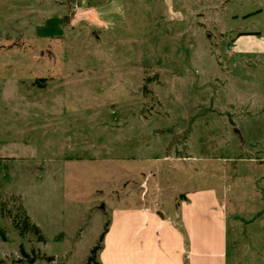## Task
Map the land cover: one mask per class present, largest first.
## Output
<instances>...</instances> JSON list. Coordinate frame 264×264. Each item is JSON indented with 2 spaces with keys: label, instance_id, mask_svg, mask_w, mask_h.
<instances>
[{
  "label": "rangeland",
  "instance_id": "obj_1",
  "mask_svg": "<svg viewBox=\"0 0 264 264\" xmlns=\"http://www.w3.org/2000/svg\"><path fill=\"white\" fill-rule=\"evenodd\" d=\"M62 1L82 19L39 0L38 28L0 1V264H87L116 208L175 221L206 186L229 201L228 264H264V75L226 57L264 0Z\"/></svg>",
  "mask_w": 264,
  "mask_h": 264
},
{
  "label": "crops",
  "instance_id": "obj_2",
  "mask_svg": "<svg viewBox=\"0 0 264 264\" xmlns=\"http://www.w3.org/2000/svg\"><path fill=\"white\" fill-rule=\"evenodd\" d=\"M17 2L21 15L29 16L36 12V28L39 24L38 9L33 2L39 0H0ZM58 1L64 10H58L63 17L70 15L66 25H72L84 6L79 2L72 7L62 0ZM31 2L32 5H29ZM39 3V2H38ZM65 3V4H64ZM75 4L80 8H74ZM31 6V7H30ZM22 29L34 28V20L24 16ZM60 17V16H58ZM94 31V30H93ZM256 34L235 35L226 43V57L229 61L245 59L258 61L264 75V18L262 30ZM18 38L24 34L19 33ZM263 77V76H262ZM264 103V89L261 94ZM260 104V105H261ZM264 108V104H263ZM264 121V113L262 114ZM223 198L219 189L206 186L190 189L177 203L175 219L180 223L187 238V264H228L227 257V196ZM184 236L175 226L172 213L153 210L145 206L116 208L112 212L111 224L104 236L103 247L99 251V264H184Z\"/></svg>",
  "mask_w": 264,
  "mask_h": 264
},
{
  "label": "trees",
  "instance_id": "obj_3",
  "mask_svg": "<svg viewBox=\"0 0 264 264\" xmlns=\"http://www.w3.org/2000/svg\"><path fill=\"white\" fill-rule=\"evenodd\" d=\"M67 23H68V18H67V16H64L63 17V24L66 25ZM256 33L257 32H254V31H240L236 35H241V34H256ZM9 216L11 217V219H12V221L14 223V226L18 229V231L21 232L25 228L26 230L27 229H32L34 232L38 233V231H39L38 228L36 226L31 225L29 223L28 218H27V216H25V214H23V219H24L23 222H20V220L18 219V217L17 216H13V214L10 213V212H9ZM174 224L179 229V231L182 232V234L184 236V243H185L184 264H187V248H188V245H187L186 234H185V231H184L182 225L180 223H178L177 220L174 221ZM106 231H107V228H105L103 230V232L101 233L100 238H99V243L92 248L91 255L88 257V260H87V264H92V263L99 264L96 261V253H97L98 250H100L102 248L101 242H102L103 236L106 233ZM227 250H228V242H227ZM20 251H21V256H23L25 258H28V262L29 263H32L37 258L36 256H34V257L33 256L32 257H28V255L23 250V248H21ZM47 259L52 260L53 257H50V258H47Z\"/></svg>",
  "mask_w": 264,
  "mask_h": 264
},
{
  "label": "built area",
  "instance_id": "obj_4",
  "mask_svg": "<svg viewBox=\"0 0 264 264\" xmlns=\"http://www.w3.org/2000/svg\"><path fill=\"white\" fill-rule=\"evenodd\" d=\"M74 8H76V9H79V8H80V6H79V5H75V6H74Z\"/></svg>",
  "mask_w": 264,
  "mask_h": 264
}]
</instances>
